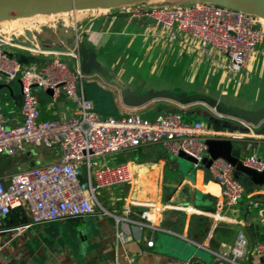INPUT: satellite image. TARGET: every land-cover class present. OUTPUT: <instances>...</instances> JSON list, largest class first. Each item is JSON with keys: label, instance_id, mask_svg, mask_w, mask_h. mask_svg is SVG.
I'll return each instance as SVG.
<instances>
[{"label": "crops", "instance_id": "1", "mask_svg": "<svg viewBox=\"0 0 264 264\" xmlns=\"http://www.w3.org/2000/svg\"><path fill=\"white\" fill-rule=\"evenodd\" d=\"M131 7L103 10L106 12L101 15L73 20L71 25L61 28L48 27L49 37L42 34L32 42L22 36L16 41L20 47L11 48L19 51V56L8 51L24 66H42L53 58L64 63L68 58L75 70L80 60L71 54H76L79 44H85L96 53L108 77L140 94L152 89L200 95L199 89L202 86L200 90H203L210 75L219 74L217 86L253 78L254 71L258 79L263 76L264 62L257 67L255 59L264 49H256L246 68L227 78L230 76L225 74L217 53L210 51L207 56H200L195 41L175 30L156 28L150 19L131 17ZM174 51L175 62L183 58L182 64L178 67L172 64L171 71L164 65L158 66L165 53ZM141 52L151 54L150 62L117 59L120 53L126 59ZM60 53L64 54L62 58ZM200 69L204 82L196 83ZM82 91L99 116L137 115L154 120L160 115L179 113L186 122H202L206 139H230L233 149L240 151V158L256 155L264 161V122L251 126L229 119L232 130L221 131L214 124L207 126V120L201 119V111L193 108L197 104L154 101L139 109H129L122 105L118 89L95 73L83 76ZM32 94L38 101L41 120H63L76 114L74 105L63 95L52 99L40 88H33ZM21 99L17 80L0 82L3 115L12 126L21 120ZM58 160L55 151H38L25 145L23 152L13 157L0 155V180ZM109 161L128 164L132 173L129 185L103 193L108 197L105 200L108 208L104 209L109 215L33 224L25 207L13 209L8 215L0 216V243H7L0 250V264H129L126 259L132 264H163L168 260L188 263L193 257L203 264H213L212 260L206 263L197 250L208 252L213 258L212 252L226 251L240 233L249 248L264 243V188L253 186L247 176L240 175L237 179L244 185H241L244 189L241 201L226 208L222 205L220 187L208 169L166 154L160 145L141 146L119 153ZM146 210H153L157 229L139 230L136 225L121 223L118 230L124 237L118 240L112 216L139 221L140 214ZM16 227L24 229L20 235L11 236L8 230ZM148 241L153 242L152 247L146 245ZM201 262L195 260L193 264Z\"/></svg>", "mask_w": 264, "mask_h": 264}, {"label": "built area", "instance_id": "2", "mask_svg": "<svg viewBox=\"0 0 264 264\" xmlns=\"http://www.w3.org/2000/svg\"><path fill=\"white\" fill-rule=\"evenodd\" d=\"M129 13L131 17L150 19L156 28L175 30L195 41L200 56L210 51L217 53L230 77L246 68L256 48L264 42V23L259 18L210 3L140 5L131 7ZM21 37L0 34V82L17 80L22 97L21 120L14 126L4 117L0 100V155L13 157L29 145L55 151L59 160L0 180V216L18 207L26 208L33 224L109 215L97 199L100 191L129 185L132 173L128 164L107 158L141 146L160 145L166 154L176 157L183 152L200 165L206 156V127L202 122H185L179 113L160 115L154 120L137 115L99 116L84 97L79 68L72 71L56 58L38 67L17 62L8 49L19 48L16 41ZM71 55L78 58L77 53ZM33 88L51 91L52 99L63 95L74 105L76 114L63 120H41ZM241 162L258 172L264 169V161L256 155L241 158ZM208 173L220 187L222 205L236 206L244 189L234 178L232 167L217 160ZM112 217L118 240L124 237L118 230L121 223L136 225L139 230L157 229L153 210L143 211L139 221ZM23 229L16 227L8 232L18 236ZM146 245L152 247L153 242ZM4 247L7 243H0V250ZM212 257L213 264H264V243L249 248L240 233L226 251L212 252ZM163 264L188 263L168 260Z\"/></svg>", "mask_w": 264, "mask_h": 264}, {"label": "water", "instance_id": "3", "mask_svg": "<svg viewBox=\"0 0 264 264\" xmlns=\"http://www.w3.org/2000/svg\"><path fill=\"white\" fill-rule=\"evenodd\" d=\"M146 2L145 0H0V22L29 17L36 14H62L75 11L105 9L111 10L134 3ZM250 5L241 6L240 8L233 7L229 4L215 3L204 0H181L175 4L187 3H210L216 6L225 7L228 9L243 12L245 14L264 19V4H260L259 0H247ZM174 3V2H173ZM170 4L166 3L165 5ZM79 61V70L84 76L91 73L100 75L106 81L113 84L119 91L121 103L129 109H139L154 101H168L179 104L195 105L206 104L217 117L230 118L240 121L241 123L256 126L264 122V108L247 111L230 106L229 104H220L215 99L202 95L189 96L185 92L171 93L168 90H148L144 94L130 91L128 88L118 82L116 79L108 77L100 63L97 60L96 53L87 48L85 44H79L76 50ZM51 95V91H46ZM206 146V156L200 162V166L209 169L212 164L221 160L229 164L234 173V178L238 179L240 175L247 176L251 184L256 187L264 188V169L260 172L244 166L241 162L240 151L234 150L232 141L224 138H209L204 141ZM177 157L194 166H198L195 159L189 155L179 152ZM34 166V163H31ZM74 221V220H68ZM199 258L193 257L188 261V264H193ZM202 263V262H201ZM203 264V263H202Z\"/></svg>", "mask_w": 264, "mask_h": 264}, {"label": "rangeland", "instance_id": "4", "mask_svg": "<svg viewBox=\"0 0 264 264\" xmlns=\"http://www.w3.org/2000/svg\"><path fill=\"white\" fill-rule=\"evenodd\" d=\"M177 1H181V0H163L160 2H154V3H148V2H139V3H134V4H130L127 6H155V5H162V4H166V3H175ZM260 4H264V0H259ZM240 6H238L239 8L241 6H247L250 5L247 0H242L240 2ZM125 7V6H124ZM107 11V10H106ZM106 11H84L80 14H75L73 16V14H67V15H58L56 17H51L49 19V21H46V23L44 22L43 24H39L37 21H40V17H36V18H30L26 21H14V22H3L0 23V29H2L4 31V34H17V35H22L25 37V39L28 42H32L34 40H36L37 38H39L42 34L45 35V37L48 35L46 31H48V27H53L55 28V26H57L58 28H61V26L63 25H67V24H72L73 20H75V18H77L76 20L81 21V20H86L89 18H92L93 16H97V15H101V13H105ZM92 13V14H91ZM91 14V15H90ZM75 17V18H74ZM63 18V19H62ZM260 20L264 23V19L260 18ZM65 22V23H64ZM33 25V27H32ZM35 26V28H34ZM28 27H30V30H34L36 29V32H31L29 35L27 32H25V29H27ZM71 32V31H70ZM22 33V34H21ZM30 36V37H29ZM50 35H48L49 37ZM257 50H262L264 49V42L262 45H260L259 47L256 48ZM15 57L19 56V51L17 50H13V49H8ZM142 54H130V56L128 58H124V53H120L117 54L119 55V57L117 59L121 60V61H131L132 58H138V60H144V61H149L151 54H146L144 52H141ZM61 54V53H60ZM59 56H62L64 54H61ZM162 55V54H161ZM165 57H163L161 59V61H159V65H164L166 69L169 68V70L171 71V68L173 67L172 64H176V67H178V65L181 63L182 64V59H179L178 61L175 62L176 59V51H174V53H165L164 54ZM259 57L256 58L255 60V66L257 67H261L263 65L264 62V50L260 51V53L258 54ZM145 56V57H144ZM154 56H156V54H154ZM107 59V58H105ZM150 62V61H149ZM156 62V61H154ZM64 64L68 67V69L73 71V64L72 61L68 58L64 59ZM77 66V65H76ZM77 68V67H76ZM203 68V67H201ZM255 70V68H254ZM203 69H200V71H198V77H197V82L196 83H202L204 82L203 79ZM255 71L252 74L253 78H246L243 81H235L232 82V80L230 82H228L229 84L225 83L221 86H217V83L219 82V74H215L213 76H208V79L206 81V85L205 87L202 86L199 89V91H201L200 95H203L205 97H209L212 99H215L217 102H219L220 104H229L228 102H232L231 104H229L232 107H237L239 109H244L247 111H255V110H259L264 108V74L263 76H261L259 79L256 77L257 75L254 74ZM254 75V76H253ZM142 77H144V74L141 75ZM227 78H231V77H227ZM218 81V82H217ZM197 85V84H196ZM225 93V95H222V93ZM193 108L197 109L198 111H201V119L202 120H208L210 118H216L217 120H225L227 122H229L228 120L230 118H224V117H217L212 110H210L208 108V106L206 104H204V102L201 104H197L196 106H194ZM143 117V116H142ZM144 118V117H143ZM206 118V119H205ZM32 147V146H31ZM35 150H45L43 148H36V147H32ZM107 160H110V157L107 158ZM94 161V160H93ZM241 185H243V183L240 181ZM244 186V185H243ZM111 190L114 189H109V190H101L99 196L97 197L99 203L103 206V208L107 209L108 205L107 202L105 201L108 197L103 196L105 192H109ZM198 254L203 258V260L207 263L211 262V260L213 261V258H211V255L208 252L202 251V250H197Z\"/></svg>", "mask_w": 264, "mask_h": 264}, {"label": "bare ground", "instance_id": "5", "mask_svg": "<svg viewBox=\"0 0 264 264\" xmlns=\"http://www.w3.org/2000/svg\"><path fill=\"white\" fill-rule=\"evenodd\" d=\"M146 2H148V3H154V2H160V1H163V0H145ZM204 1H210V2H215V3H222V4H229V5H231V6H233V7H237V8H239L238 6H240V2L242 1V0H204ZM154 6V5H153ZM156 6V5H155ZM103 10H105V9H93V10H89V11H103ZM84 11H88V10H84ZM84 11H75V12H69V13H62V14H48V15H42V14H36V15H33V16H29V17H23V18H18V19H11V20H6V21H9V22H14V21H26V20H28V19H32V18H36V17H40L41 19H40V21H37L39 24H43L44 22L46 23V21H49V19L51 18V17H56V16H58V15H67V14H73V16L75 15V14H80V13H82V12H84ZM92 14V13H91ZM90 14V15H91ZM102 14V13H101ZM75 18V17H74ZM78 18V17H77ZM77 18H75V21H76V19ZM63 19V18H62ZM6 21H2V22H0V23H3V22H6ZM65 23V22H64ZM32 27H33V25H32ZM34 28H35V26H34ZM30 27H28L27 29H25V32H28V31H30ZM0 34H4V31L2 30V29H0Z\"/></svg>", "mask_w": 264, "mask_h": 264}, {"label": "trees", "instance_id": "6", "mask_svg": "<svg viewBox=\"0 0 264 264\" xmlns=\"http://www.w3.org/2000/svg\"><path fill=\"white\" fill-rule=\"evenodd\" d=\"M182 118L186 122L185 116H182ZM211 124H214L221 131H224V130H232L231 125L227 121H225V120H217L216 118H210V119L207 120V126H209Z\"/></svg>", "mask_w": 264, "mask_h": 264}]
</instances>
